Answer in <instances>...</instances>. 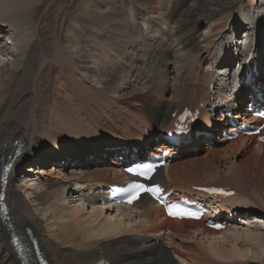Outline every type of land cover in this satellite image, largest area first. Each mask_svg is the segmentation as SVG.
Segmentation results:
<instances>
[{
	"label": "bare ground",
	"instance_id": "obj_1",
	"mask_svg": "<svg viewBox=\"0 0 264 264\" xmlns=\"http://www.w3.org/2000/svg\"><path fill=\"white\" fill-rule=\"evenodd\" d=\"M252 1L249 8V0H0V179L8 156L21 153L6 178L7 214L0 201V264H21L19 256L37 264L35 247L50 264H264V148L256 137L214 140L217 127L227 124L224 113L238 110L234 118H241L240 103L246 99L226 97L231 83L226 86L222 77L230 76L233 55L241 64L264 49V15L257 12L264 11V0L259 5ZM234 16L216 42L209 41L205 25L199 26ZM200 28L206 32L198 35ZM139 46L155 47L164 55L154 69L158 82L148 79L151 85L143 94L139 83L145 71L135 53ZM259 65L264 68V60ZM234 75L226 81H235ZM262 76L252 74L246 85L254 101L258 93L264 96ZM81 83L101 90L71 94L72 86ZM59 88L64 102L76 103L77 119L64 116L36 124L43 131L34 134V144L33 135L22 138L38 115L56 119L52 97L60 94ZM184 108L199 112L202 125L191 128L199 132L179 148L171 145L181 159L153 178L175 195L195 200H204L198 187L235 191L226 200L212 198L210 208H217L220 217L230 213L233 220L243 215L246 230L240 235L234 229L233 237L217 233L204 221L168 219L146 196L132 209L100 204L108 185L127 179L120 170L123 162L114 158L116 151H103L101 158L93 154L90 161L81 149L93 146L94 153L104 148L100 145L131 143L139 150L148 145L154 156L158 147L169 144L157 131L173 130ZM42 136L48 139L40 141ZM151 142H156L153 148ZM38 150L46 159L34 157L25 168L23 156ZM119 156L129 161L122 150ZM70 158L81 166L65 170ZM50 164L54 166L41 173L36 170ZM20 172L38 188L16 185ZM25 172L32 173V180ZM72 186L80 194L79 204L66 197ZM241 207L249 210L241 212ZM13 236L20 238L21 254Z\"/></svg>",
	"mask_w": 264,
	"mask_h": 264
},
{
	"label": "rangeland",
	"instance_id": "obj_2",
	"mask_svg": "<svg viewBox=\"0 0 264 264\" xmlns=\"http://www.w3.org/2000/svg\"><path fill=\"white\" fill-rule=\"evenodd\" d=\"M52 2L53 1H58V0H51ZM96 1H98L100 4L101 3H105V0H96ZM109 1H113V0H109ZM256 1V4L257 5H259V2H260V0H255ZM115 4V3H114ZM177 4H178V2H177ZM188 2L184 5V6H182L181 7V10H184L187 6H188ZM252 4H253V1L252 0H249V8H251L252 7ZM108 5V4H107ZM260 15H264V11H257ZM257 12H255V13H257ZM236 16V15H235ZM235 16L234 17H232V18H230V19H225V20H223V21H220V22H218L217 23V20H216V23L215 24H213L212 22L213 21H215V20H213V21H211V22H207L206 23V21H201L200 22V24L201 25H199V26H203V25H205L207 28H208V37H210L211 36V38H209V41H211L212 40V42H216V40L218 39V38H220V34H223V33H225L227 30H229V24L231 23V21L232 20H234V18H235ZM226 24H228V26H226ZM216 25V27H215V29H214V34H212L211 33V31H213V29L211 28V27H214ZM203 29V30H202ZM203 32L205 33L206 31H205V29L204 28H200L198 31H197V34L198 35H201V34H203ZM201 33V34H200ZM241 36V35H240ZM249 37H251V35H249ZM259 37H260V35H259ZM242 38H243V36L241 37V40H240V42H238L239 43V46H240V44H241V41H242ZM220 39H222V38H220ZM240 39V38H239ZM239 46H238V48H239ZM152 50H150V49ZM153 48V49H152ZM237 48V49H238ZM142 49V50H141ZM148 51H147V50ZM237 51V50H236ZM147 52H148V54H147ZM152 52V53H151ZM159 52V53H158ZM137 55H136V57L138 56V57H142L141 59L139 58V60L140 61H142L143 62V65L140 67V68H142L144 71H145V78L143 79V80H141L140 81V83H139V86L140 87H142L141 89H144V91L143 92H141L142 94L145 92V91H147V86H149V85H151V81H149V80H152V78L154 79V80H156L157 82H158V78H157V76H158V71H154V69H155V67H156V64L159 62V61H161V60H164V55L163 54H161V52L159 51V49H157V48H155V47H152V46H150V47H142V46H139L137 49H136V52H135ZM154 53V54H153ZM147 54V55H146ZM156 54V55H155ZM234 55H237V53H235ZM163 57V58H162ZM263 58H264V52H263ZM146 59V60H145ZM158 59V60H157ZM152 62V63H151ZM154 63V64H153ZM152 64V65H151ZM234 65H235V63H234ZM147 71H148V73H147ZM153 72V73H152ZM233 73H231V75H232ZM263 74H264V72H263ZM106 77H108V75H105ZM226 76L227 75H225L224 77H222V79L224 80L223 81V83L226 85H229V81H230V83H231V79L230 80H227L226 81ZM148 77V78H147ZM227 77H229V76H227ZM149 79V80H148ZM79 80V79H78ZM78 80H76L74 83H77L78 82ZM146 80H148V81H146ZM171 83L173 82V81H170ZM145 83V84H144ZM83 84L84 83H81V85L80 86H72V88H71V94H77L78 92V90H80L79 91V93L80 92H83V91H86V90H88V91H91V90H101V89H99V88H97L96 86H92V87H89V88H87V87H83ZM236 84H237V81L236 82H234L233 83V85H232V89H231V91L233 92L234 90H235V86H236ZM162 86V84H159V86H158V90L157 91H159V89H160V87ZM233 86H234V88H233ZM58 92L60 93V94H58V96H56V95H54L53 97H52V100L53 101H55V103L53 104V105H55V108H53V110H54V112H55V114H56V119H53L51 116H46V115H43V114H40V115H38L37 116V118L34 120V121H36V123H34L33 125H31L30 126V129L27 131V132H29V133H24L23 134V136H22V138L26 135V134H29V136H32L33 135V137H32V139H33V144H34V142L36 141V137H34V134L35 133H37V134H41V131H43L42 129L41 130H39V127L37 126V125H42L43 124V122L42 121H46L45 123L46 124H48V122H51V121H54V120H59L60 121V119L62 118V117H67L68 119H73V120H76L77 119V117H78V114L76 113V111H75V105H76V103L75 102H70V103H66V102H64V96H65V93H64V91H63V89H61V88H59V90H58ZM141 93H139L138 94V97H141L142 96V94ZM231 95H232V93H230ZM67 113H71V115L72 116H69ZM37 124V125H36ZM53 124V123H52ZM34 125H36V128H33L34 127ZM45 126V125H44ZM50 126V125H49ZM37 130V131H36ZM59 131V130H58ZM20 134H22V133H18L17 134V136H19ZM31 134V135H30ZM43 135V134H42ZM14 137H16V136H14ZM13 139V138H12ZM12 139L10 140V141H12ZM45 139H48V138H45V137H43L42 136V138L40 139V141H43V140H45ZM22 140V139H21ZM217 140V139H216ZM117 143H114L113 145H116ZM41 145H44V143H41ZM32 147V146H31ZM93 147V146H92ZM91 148V147H90ZM89 147H86L85 149H81V152H85V151H87V150H89L90 149ZM114 148V147H113ZM39 152H40V150H38V151H36V153H35V155L34 156H30L29 158H27V156H23L24 158H22V160H23V165L25 166V168H27V166H31V164H28L27 162L28 161H30V160H33V159H35L37 156L38 157H42V158H46V156H44V153L43 154H41L40 156L38 155L39 154ZM35 157V158H34ZM52 166H54L53 164H50V165H46V166H37L36 167V170L38 171V172H40L42 169H48V168H50V167H52ZM63 165H59L58 164V167H62ZM65 166H67V165H65ZM81 165H74L73 167H70V168H65V170H70V169H78V167H80ZM112 166H115V165H113L112 164ZM23 172V171H22ZM22 172H20V174H17V177H16V185H19V184H27V185H29V186H31V187H35V189L36 188H38V185L36 186H34V183L32 184V182L30 183V182H28V183H26L24 180L26 179V177L25 178H23L24 176H22L21 174H22ZM25 173H27L28 175H29V177L30 176H32V173H28V172H25ZM41 173V172H40ZM28 175H25V176H27L28 177ZM31 178V180H32V177H30ZM23 180V181H22ZM71 181H75V180H71ZM77 182H79V181H77ZM31 184V185H30ZM70 192V193H69ZM28 193V194H27ZM74 193V191L73 190H68L67 192H66V196L68 197V198H70V201L71 200H74L73 198V196L72 195H75V194H73ZM26 197H27V199H28V201L29 200H31V197L29 196V192H25V194H24ZM76 204V203H75ZM260 208H261V210H263L264 211V208L262 207V206H260ZM263 216V215H262ZM244 218V216L243 217H241V218H239L238 220H241V219H243ZM260 219H262V218H260ZM237 223H238V226H235V228H234V230H239V233H238V235H240V234H242L243 232L242 231H245L246 229H245V227H243V226H241V222L240 221H236ZM130 224V223H129ZM233 230V229H232ZM232 230H230V231H232ZM230 231H227V232H230ZM227 232H225V233H227ZM230 233H232V234H230V237H233L234 235H235V233H233V232H230ZM254 234V233H253ZM260 234H261V236H264V231H260ZM223 242H224V239H225V237H221L220 238ZM261 243H263L264 244V242L262 241ZM262 244V245H263Z\"/></svg>",
	"mask_w": 264,
	"mask_h": 264
},
{
	"label": "snow or ice",
	"instance_id": "obj_3",
	"mask_svg": "<svg viewBox=\"0 0 264 264\" xmlns=\"http://www.w3.org/2000/svg\"><path fill=\"white\" fill-rule=\"evenodd\" d=\"M171 214V213H170ZM187 215H189V216H191V215H193L192 213H187Z\"/></svg>",
	"mask_w": 264,
	"mask_h": 264
}]
</instances>
